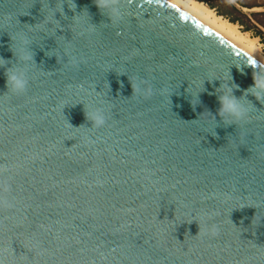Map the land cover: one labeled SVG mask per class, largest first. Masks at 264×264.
Segmentation results:
<instances>
[{
	"label": "water",
	"instance_id": "1",
	"mask_svg": "<svg viewBox=\"0 0 264 264\" xmlns=\"http://www.w3.org/2000/svg\"><path fill=\"white\" fill-rule=\"evenodd\" d=\"M119 2L113 24L74 0L93 27L70 0H0V264H264V102L243 67L264 62L172 0ZM20 29L33 64L13 94ZM224 83L253 108L237 125Z\"/></svg>",
	"mask_w": 264,
	"mask_h": 264
},
{
	"label": "clouds",
	"instance_id": "2",
	"mask_svg": "<svg viewBox=\"0 0 264 264\" xmlns=\"http://www.w3.org/2000/svg\"><path fill=\"white\" fill-rule=\"evenodd\" d=\"M98 11L106 16L108 20L113 23H119L124 18V9L119 2V0H92ZM73 15L71 20L74 23H79L81 19V14L88 18L90 21L89 13L86 8H82L79 12L76 11V4L74 0H70ZM63 5L61 2L60 10L58 11L61 15L63 13ZM56 12L52 13V20ZM19 23V22H18ZM90 23V22H89ZM93 27L94 24L90 23ZM10 37L9 49L12 56L15 58V63L10 67L5 68V86L7 91L13 94H21L26 90L28 85L27 69L30 64H33V53L31 51L30 45L32 44L31 37L29 34L20 29L14 32ZM9 64V60L0 58V67ZM237 70L242 71L240 64L235 65ZM243 67L252 68V84L244 90V95H251L256 100L264 102V64L254 62L253 59H247L243 64ZM228 80L231 79L228 68L226 70ZM239 86L232 83L230 86L227 83L221 84L218 89L219 95L217 96L218 108L217 115L220 117L222 123L227 126L231 124H238L245 121L253 109L251 104L246 102L243 97H237L234 95V89ZM133 91L137 93H142L145 96L152 95L151 86L142 87L140 83L135 85L132 84ZM192 104L195 105L199 102L197 93L192 99ZM206 120L208 125L211 127V131L215 127V117L210 116L206 113ZM204 115V114H203ZM85 116L91 122L93 128H101L106 122L105 110L102 106L95 107H85ZM68 124V123H67ZM69 125V124H68ZM69 127H71L69 125ZM214 134V133H213ZM211 231H215L214 227Z\"/></svg>",
	"mask_w": 264,
	"mask_h": 264
},
{
	"label": "rangeland",
	"instance_id": "3",
	"mask_svg": "<svg viewBox=\"0 0 264 264\" xmlns=\"http://www.w3.org/2000/svg\"><path fill=\"white\" fill-rule=\"evenodd\" d=\"M184 2L186 0H183ZM223 19H237L236 30L250 38L258 51L264 54V0H196ZM257 29L262 35L255 33Z\"/></svg>",
	"mask_w": 264,
	"mask_h": 264
},
{
	"label": "bare ground",
	"instance_id": "4",
	"mask_svg": "<svg viewBox=\"0 0 264 264\" xmlns=\"http://www.w3.org/2000/svg\"><path fill=\"white\" fill-rule=\"evenodd\" d=\"M183 7L188 12L197 14L203 18L210 26L221 32L223 35L237 43L239 46L253 54L255 57L264 62V54L258 51L257 46L250 38L236 30L235 25L222 17L216 15L211 9L195 0H172Z\"/></svg>",
	"mask_w": 264,
	"mask_h": 264
},
{
	"label": "trees",
	"instance_id": "5",
	"mask_svg": "<svg viewBox=\"0 0 264 264\" xmlns=\"http://www.w3.org/2000/svg\"><path fill=\"white\" fill-rule=\"evenodd\" d=\"M196 1V0H195ZM238 3H240V1L239 0H236ZM230 21H237V19H232V20H230ZM256 32L255 33H257L258 35H262L263 36V34L260 32V31H258L257 29H254Z\"/></svg>",
	"mask_w": 264,
	"mask_h": 264
}]
</instances>
